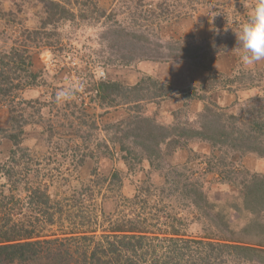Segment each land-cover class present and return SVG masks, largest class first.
<instances>
[{
    "label": "rangeland",
    "instance_id": "374dc122",
    "mask_svg": "<svg viewBox=\"0 0 264 264\" xmlns=\"http://www.w3.org/2000/svg\"><path fill=\"white\" fill-rule=\"evenodd\" d=\"M54 1L60 2L70 13L53 18L56 9L45 0H0V25L5 27V33L0 35V49L11 45L24 47L32 59L33 70L38 74L34 85L20 94L24 100H28V104L20 106L25 114V124L23 141L14 155L19 164L8 162L13 145L0 131V164L7 161L5 165L14 169L23 166L29 168L27 175L19 181V187L39 184L49 188L51 193L70 195L72 190L78 191L84 187L83 182H87L92 170L96 169L100 176L107 178L117 170L120 183L118 180L107 182L98 179L91 205H99L105 212H113L118 204L124 203L122 198H131L138 192L134 201L144 200L154 210L157 206L160 208L161 204L172 205L171 202H175L174 197L164 199L160 195L157 186L164 183L163 178L158 176L160 171L179 170L185 165L194 171L193 177H198L204 192L238 190L250 180L247 170L251 176L264 174V156L259 157L254 153L241 155L226 148L218 150V147L210 146L207 142L198 143L196 152L191 145L186 146L189 155L186 158L182 149L175 148L168 159H155V165L160 168L154 165L149 167L143 161L132 171H127L120 159L118 145L108 140L114 135L108 126L124 120L128 115L152 116L156 124L168 125L174 123L173 114L179 110V122L197 128L204 103L214 112L226 114H238L240 108L264 107V60L246 67L241 64L234 48V31L240 22L246 20L255 0ZM232 21L236 23H231V28ZM186 35H192L194 43L202 46V51L198 53L203 61L202 66L196 65L200 61L198 59H167L172 52L168 46L177 45L175 41ZM210 58L214 60L213 71L223 75L234 73L233 69L256 72L258 84L253 89H245L246 83L235 78L229 89L217 87L202 92L206 97L204 102L184 100L183 92L190 91L189 86L199 87L203 84L207 76L204 65ZM71 70L77 71L87 99L88 96L92 97L87 104L79 99L82 94L76 92L67 102H55L57 92L72 84L68 77ZM147 76L159 84H169L171 93L159 99V102L151 101L154 104L142 99L107 106L97 97V90H92L95 84L103 80L134 86L142 83ZM144 83L142 85L149 87L150 84ZM134 104H140L141 108L130 109ZM92 123L95 124L93 129L90 127ZM6 127L8 111L2 106L0 129ZM79 131L88 132L93 144L96 146L100 143L101 146L95 151L90 149L92 154L89 155L92 157L86 156L80 165L75 166L68 164L60 154L74 153V144L67 140L75 137ZM160 151H166L164 144L160 146ZM109 152L113 154L112 159ZM192 156L195 159L191 160ZM220 156L226 158V164H218L215 171L206 174L209 172L208 166ZM34 170L37 172L30 179L29 174ZM148 176L150 179H147ZM141 178L145 179L142 183ZM147 185L151 189L149 196L141 190ZM236 212L233 211L232 215L237 216ZM192 214L185 219L188 234L200 235L203 228L215 230L206 224V219L196 220ZM260 220L264 222L262 216ZM236 223L241 224L240 221ZM54 230L56 227L48 229L51 232Z\"/></svg>",
    "mask_w": 264,
    "mask_h": 264
},
{
    "label": "trees",
    "instance_id": "16d2710c",
    "mask_svg": "<svg viewBox=\"0 0 264 264\" xmlns=\"http://www.w3.org/2000/svg\"><path fill=\"white\" fill-rule=\"evenodd\" d=\"M45 1L56 9L51 13L53 18L70 13L60 2ZM3 27L1 24L0 35L5 33ZM175 42L177 45L168 46L172 52L167 59H198L196 65H203L198 54L202 46L194 43L192 35ZM213 61L210 58L204 65L207 76L203 84L189 86L191 90L183 92L184 100L204 102L206 97L202 92L217 87L229 89L235 78L246 83L245 89H253L258 84L256 72L233 69L234 73L223 75L213 71ZM239 73L241 75L236 76ZM231 75L234 78H230ZM37 78L32 59L24 47L11 45L0 49V107L4 106L8 111V127L0 131L13 145L8 162H20L14 158L23 141L25 124V114L20 106L28 104L20 94L34 85ZM143 82L150 84L149 87L142 85ZM93 89L97 90L101 103L107 106L142 99L154 104L151 101L159 102L172 91L169 84H159L150 76L134 86L103 80ZM91 99L88 96L87 101ZM133 108L140 109L141 105L130 106ZM180 112L173 114L174 123L168 125L156 124L152 116L128 115L108 126L114 133L108 140L118 145L120 159L127 171H132L143 161L149 167L160 168L154 160L168 159L175 148L182 149L185 158L189 157L186 146L191 145L196 152L200 142H207L218 150L226 148L241 155L264 156L263 106L240 108L238 114H226L214 112L204 103L197 128L179 122ZM90 127L93 129L95 124ZM91 139L88 132L79 131L67 140L74 144V153L60 155L68 164L80 165L86 156L92 157V151L101 146L100 143L95 146ZM163 144L166 151L161 153ZM223 152L226 155V150ZM109 156L113 158L110 152ZM6 163L0 164V264H264V222L260 220V216L264 218V174L251 176L247 170L250 180L238 190L204 192L198 177H193L194 171L184 165L179 170L158 174L165 185L157 186L160 195L164 199L174 197L172 205L161 204L153 210L144 200L134 201L138 196L136 192L131 198H122L124 203L118 204L113 212H105L99 205H91V200H94L98 179L121 181L117 170L107 178L94 169L87 182H83L84 187L72 190L70 195H62L51 193L49 188L39 184L19 187V181L27 175L29 168L14 169ZM218 164L224 166L226 158L218 157L208 166L206 174L215 171ZM35 172L29 174L30 179ZM140 180L141 183L145 181ZM141 190L148 196L151 194L148 185ZM235 210L237 216L232 215ZM190 213H194L196 220L206 219V224L215 230L203 228L200 235L188 234L185 219ZM239 221L240 225L236 223ZM51 227L56 230L48 231Z\"/></svg>",
    "mask_w": 264,
    "mask_h": 264
},
{
    "label": "clouds",
    "instance_id": "9594fccd",
    "mask_svg": "<svg viewBox=\"0 0 264 264\" xmlns=\"http://www.w3.org/2000/svg\"><path fill=\"white\" fill-rule=\"evenodd\" d=\"M231 23L236 22H230L229 27H231ZM234 33L236 38L234 48L237 49V55L242 65L252 67L257 62L264 60V0H255L246 20L238 24ZM79 82L80 85L84 86L80 78ZM78 87L80 86H72L71 84L69 87L57 92L55 102L64 103L71 100L74 93H78L76 91Z\"/></svg>",
    "mask_w": 264,
    "mask_h": 264
},
{
    "label": "built area",
    "instance_id": "2783aa9c",
    "mask_svg": "<svg viewBox=\"0 0 264 264\" xmlns=\"http://www.w3.org/2000/svg\"><path fill=\"white\" fill-rule=\"evenodd\" d=\"M74 65V63H73ZM69 79L72 81V86H77L79 85L80 87L77 88V92L79 94H82L81 97H79V99L83 102V104H87V94L84 91V86L80 85L79 82V78L77 76V71L76 70H71V72L69 73Z\"/></svg>",
    "mask_w": 264,
    "mask_h": 264
}]
</instances>
